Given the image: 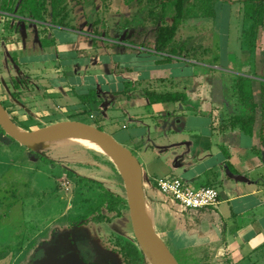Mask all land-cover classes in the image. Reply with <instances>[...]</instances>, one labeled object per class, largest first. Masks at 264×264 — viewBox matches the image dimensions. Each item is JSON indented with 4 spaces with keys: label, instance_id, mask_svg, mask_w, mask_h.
<instances>
[{
    "label": "rangeland",
    "instance_id": "1",
    "mask_svg": "<svg viewBox=\"0 0 264 264\" xmlns=\"http://www.w3.org/2000/svg\"><path fill=\"white\" fill-rule=\"evenodd\" d=\"M79 1L64 0L69 23L77 28L75 32L52 23L12 21L0 16V104L22 131L33 133L65 121L91 123L112 135L139 158L136 143L130 142L134 132L139 131L116 127L115 120L119 118L116 116L120 113L109 112L115 111L114 102L109 103L104 97V104L95 109L91 106L75 111H63L58 106L59 100L66 108L71 102L70 96L61 97L57 95L59 90L54 91L55 80L67 76V68L62 66V71L60 69L58 48L57 51H49L48 59L41 49L43 41L54 39L57 42V34L65 38L80 36L81 43L92 44L93 41L91 50L96 54L100 46L108 45L110 48L112 40L129 44L133 41L131 32H117L116 29L120 22L132 18L135 13V7L126 4L131 0H96L99 13L109 24L105 30H110L109 36L101 41L88 39L94 30L86 23ZM190 2L199 8L195 16L182 27L179 39L192 38V43L198 47V56L194 58L197 62L236 75L253 77L254 97L259 104L257 119L260 122L263 107L261 81L264 80V26L255 25L253 17L248 18L247 14L252 13L257 19L256 12L260 11V4L264 0ZM253 2L257 4L250 8ZM204 4L212 5L216 14L209 15L210 9L203 8ZM15 8L18 11V4ZM46 18L51 22L49 17ZM9 23L12 26L16 24L20 30L17 32L6 28ZM137 43L139 46L146 44L139 39ZM121 62L135 68L145 61L125 59ZM182 64L185 65L182 66L185 67L186 76H190L193 66L200 67L195 63ZM83 74L90 75L87 71ZM221 74L231 79L229 73ZM233 80L236 82L237 77ZM232 91V88H225L224 91L229 102L233 99ZM229 93L232 98H229ZM233 96L234 111L245 114L246 110L236 90ZM106 111L108 115L104 117ZM91 114L95 122L90 119ZM18 123L23 124V127ZM0 138V264H83L77 247L79 242L92 245L98 264H125L120 250L124 246L128 247L129 243L139 250V259L131 258H134L133 264H157L134 234L126 187L114 158L99 153L92 143L83 142L81 138L47 141L34 150L22 146L7 134L0 135ZM107 189L125 199L126 204L120 206L122 216L110 223H97L91 221L92 213L89 220L74 226L72 222L76 218L89 215L104 200ZM144 198L145 205L151 208L147 196ZM152 222L180 264L197 262L196 258L191 257L196 250L182 249L186 244L176 233L173 234L174 240L178 242L175 248L159 231L154 216ZM39 251H43L44 256L34 261L32 258Z\"/></svg>",
    "mask_w": 264,
    "mask_h": 264
},
{
    "label": "crops",
    "instance_id": "2",
    "mask_svg": "<svg viewBox=\"0 0 264 264\" xmlns=\"http://www.w3.org/2000/svg\"><path fill=\"white\" fill-rule=\"evenodd\" d=\"M129 31L135 42L112 40L110 48L107 44L100 46L97 54L91 50L93 41L81 43L80 36L65 38L57 34L54 46L41 45L45 55L58 48L60 69L67 68L68 77L57 78L54 91L59 90L57 95L61 97L70 96L71 102L66 108L59 100L58 106L63 111L91 106L95 109L104 104L105 97L109 103L114 102L115 111L109 112L120 113L116 116L119 117L115 120L116 127L139 131L134 132L130 142L136 143L139 154L136 157L142 168L143 191L159 231L175 248L178 242L174 233L186 244L180 249L196 250L198 258L201 250L208 248V264H264L261 121L257 119L253 135L231 126V118L242 115L233 108L236 90L233 79L238 74L194 59L175 57L178 62H166L153 49L155 31L151 25ZM89 37L93 39L92 34ZM137 38L148 45L139 46ZM125 59L145 62L133 68L121 62ZM183 62L200 67L193 66L190 76H186ZM85 71L90 75H84ZM221 73H229L231 79ZM225 88L234 90L230 102L225 97ZM150 93H179L187 99L152 102ZM94 95L96 100L92 99ZM173 176L192 187H216L220 192L217 209L184 211L168 201L155 182ZM199 216L202 221L195 228Z\"/></svg>",
    "mask_w": 264,
    "mask_h": 264
},
{
    "label": "trees",
    "instance_id": "3",
    "mask_svg": "<svg viewBox=\"0 0 264 264\" xmlns=\"http://www.w3.org/2000/svg\"><path fill=\"white\" fill-rule=\"evenodd\" d=\"M212 1V0H210ZM263 1V0H261ZM18 4L19 9L16 11L15 6ZM79 4L83 7L84 14L87 20V24L93 28V40L101 41L103 38L109 36L110 30L107 29V23L102 18L103 15L99 13V9L96 0H80ZM127 6L135 7V13L132 18H126L122 24L118 27L124 29L127 33L129 30L137 29L140 27H147L151 25L155 31V41L153 49L162 54L166 62H171L177 58L194 59L198 53V47L192 43V38H186V40L179 39L178 36L182 27L195 16L198 10L197 4L191 3L190 0H131L127 1ZM251 7L257 4L251 3ZM260 11L256 12V16L248 12V18L253 17L255 25L264 26V3L261 2ZM203 8L209 10V15L216 14L215 8L211 5L204 4ZM256 10V9H255ZM1 14L9 18L12 21H28L39 22L43 24L52 23L61 27H67L73 30L77 28L69 23L66 6L64 0H0ZM51 22H48V18ZM256 19V20H255ZM9 23L6 28H11L15 31H19L20 28L16 24L13 26ZM11 26V27H10ZM122 27V28H121ZM104 29V30H103ZM120 41V40H118ZM55 45V40H45L42 42L43 48H47ZM117 45L116 43L113 44ZM253 77L245 75H237L236 91L240 103L245 108V114L234 116L231 118V126L239 128L243 133L247 135H253L254 126L257 122V111L259 104L255 101L254 89H253ZM262 87V99L263 107L261 112V145L264 147V80L261 81ZM94 94V93H92ZM96 96L92 97L96 100ZM149 97L152 102H185L187 97L183 94H154L150 93ZM23 127V124L18 123ZM0 135H6L4 130L0 127ZM1 139V138H0ZM126 204L123 196L116 195L110 190H105L104 200L87 216L76 218L72 224L74 226L83 224L89 220L88 217L93 213L90 218L91 221L97 223H110L115 218L121 217L123 214L121 205ZM209 210V209H203ZM190 217V216H189ZM202 221L201 216L195 219V228H197ZM190 228V226H189ZM128 247H122L120 252L125 260V264H133L134 258L139 259V250L137 246L132 243L127 244ZM79 254L83 261L87 264H98V257L91 244L79 242L77 244ZM207 249L201 250V258L196 256V253H192L191 257L196 258L195 264H208L209 258L206 256ZM44 256L43 251L37 252L33 256V260ZM133 260H131V258Z\"/></svg>",
    "mask_w": 264,
    "mask_h": 264
},
{
    "label": "water",
    "instance_id": "4",
    "mask_svg": "<svg viewBox=\"0 0 264 264\" xmlns=\"http://www.w3.org/2000/svg\"><path fill=\"white\" fill-rule=\"evenodd\" d=\"M0 127L9 137L29 150L37 149L47 141L71 137L90 138L109 147L115 154L113 158L117 162L126 187L130 219L135 236L143 247L154 258H159L163 264H180L167 243L157 233L153 222L147 221L143 214L141 197L144 198L143 195L145 194L143 191L142 168L138 158L112 135L98 127L79 121H65L37 132H25L12 122L1 104Z\"/></svg>",
    "mask_w": 264,
    "mask_h": 264
},
{
    "label": "built area",
    "instance_id": "5",
    "mask_svg": "<svg viewBox=\"0 0 264 264\" xmlns=\"http://www.w3.org/2000/svg\"><path fill=\"white\" fill-rule=\"evenodd\" d=\"M155 183L159 192L168 201L184 211L215 210L220 202V192L214 186L193 189L187 181L176 176L162 177Z\"/></svg>",
    "mask_w": 264,
    "mask_h": 264
},
{
    "label": "bare ground",
    "instance_id": "6",
    "mask_svg": "<svg viewBox=\"0 0 264 264\" xmlns=\"http://www.w3.org/2000/svg\"><path fill=\"white\" fill-rule=\"evenodd\" d=\"M81 140L83 142L92 143L95 146V148L98 151H100L99 153H101L103 155L110 156L112 158L115 157V154L112 152V150L109 147L102 145L99 142H96L95 140L90 139V138L83 137ZM145 202H146V200L141 197V208H142L143 214H144L145 218L147 219V221L152 222L153 216H152L151 208L148 205H145ZM154 259H155L157 264H163L162 261L159 260V258L155 257Z\"/></svg>",
    "mask_w": 264,
    "mask_h": 264
},
{
    "label": "flooded vegetation",
    "instance_id": "7",
    "mask_svg": "<svg viewBox=\"0 0 264 264\" xmlns=\"http://www.w3.org/2000/svg\"><path fill=\"white\" fill-rule=\"evenodd\" d=\"M0 16L4 17V16L1 14V11H0ZM25 22H28V21H25ZM33 22H34V21H33ZM37 23H39V22H37ZM63 28H65V27H63ZM69 30L75 31V30L70 29V28H69Z\"/></svg>",
    "mask_w": 264,
    "mask_h": 264
}]
</instances>
